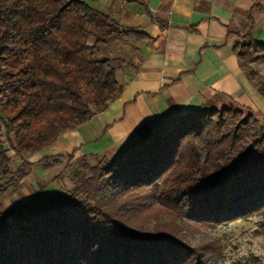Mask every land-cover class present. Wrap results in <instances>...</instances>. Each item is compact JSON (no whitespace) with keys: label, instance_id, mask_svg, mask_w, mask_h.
Wrapping results in <instances>:
<instances>
[{"label":"trees","instance_id":"obj_1","mask_svg":"<svg viewBox=\"0 0 264 264\" xmlns=\"http://www.w3.org/2000/svg\"><path fill=\"white\" fill-rule=\"evenodd\" d=\"M87 1L0 0V179L10 175L0 195L25 176L23 165L12 174L9 150L31 157L117 98L112 62L120 61L96 60L100 50L150 40ZM234 52L264 98L250 65L264 44ZM82 167L70 196L0 224V264H210L214 249L200 252L163 229L137 231L134 219L155 210L214 227L264 212V126L234 107L168 118L118 156Z\"/></svg>","mask_w":264,"mask_h":264},{"label":"crops","instance_id":"obj_2","mask_svg":"<svg viewBox=\"0 0 264 264\" xmlns=\"http://www.w3.org/2000/svg\"><path fill=\"white\" fill-rule=\"evenodd\" d=\"M150 40L116 42L96 60L117 59L118 96L87 124L41 152L118 156L166 119L205 106L264 117V98L234 49L264 44V0H88ZM24 215V214H23Z\"/></svg>","mask_w":264,"mask_h":264},{"label":"rangeland","instance_id":"obj_3","mask_svg":"<svg viewBox=\"0 0 264 264\" xmlns=\"http://www.w3.org/2000/svg\"><path fill=\"white\" fill-rule=\"evenodd\" d=\"M250 65L264 78V58L258 57ZM260 121L264 126V117L260 118ZM72 130L74 129L70 131ZM5 148L9 149L7 144ZM8 155L12 174L23 165L25 176L7 185L0 195V224L40 208L46 200L62 201L70 196L73 187L79 184L81 174L85 173L82 170L83 163L93 166L102 158L112 159L111 155L60 154L59 156L48 151L38 152L24 159L14 155L12 150L8 151ZM45 156L58 157L59 163L44 168L42 158ZM9 177L10 175L1 178L0 185H5ZM262 223H264L263 211L207 227L196 225L194 222L172 220L165 214L150 210L134 219L132 228L137 231L163 229L184 244L200 249V252L207 248V250L214 249L210 264H264Z\"/></svg>","mask_w":264,"mask_h":264}]
</instances>
